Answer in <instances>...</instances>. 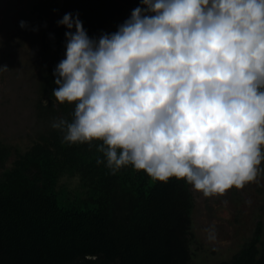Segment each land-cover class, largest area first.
Returning a JSON list of instances; mask_svg holds the SVG:
<instances>
[{
  "label": "clouds",
  "instance_id": "clouds-1",
  "mask_svg": "<svg viewBox=\"0 0 264 264\" xmlns=\"http://www.w3.org/2000/svg\"><path fill=\"white\" fill-rule=\"evenodd\" d=\"M57 24L67 31L52 94L75 105L71 122L51 124L64 142L101 141L113 174L131 165L205 197L264 171V0H141L99 37L79 13Z\"/></svg>",
  "mask_w": 264,
  "mask_h": 264
},
{
  "label": "trees",
  "instance_id": "trees-1",
  "mask_svg": "<svg viewBox=\"0 0 264 264\" xmlns=\"http://www.w3.org/2000/svg\"><path fill=\"white\" fill-rule=\"evenodd\" d=\"M140 2L0 0V264H198L190 184L156 181L131 165L113 174L101 141L70 144L51 127L71 122L75 107L52 94L67 31L57 21L79 13L89 37H99ZM215 264H264L263 221Z\"/></svg>",
  "mask_w": 264,
  "mask_h": 264
},
{
  "label": "rangeland",
  "instance_id": "rangeland-1",
  "mask_svg": "<svg viewBox=\"0 0 264 264\" xmlns=\"http://www.w3.org/2000/svg\"><path fill=\"white\" fill-rule=\"evenodd\" d=\"M2 87L0 85V89ZM10 143L21 148L29 144L26 140ZM259 186H264L262 176L242 188L232 187L222 195L210 197L192 187L195 198L194 263L215 264L230 260L252 238L256 222L261 219L264 223V194L258 191ZM209 227L214 228V238H209L210 234L206 231Z\"/></svg>",
  "mask_w": 264,
  "mask_h": 264
}]
</instances>
